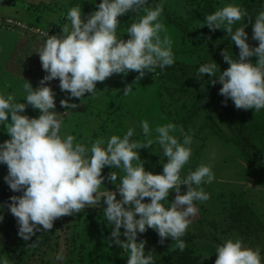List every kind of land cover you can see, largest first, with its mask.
<instances>
[{"label": "clouds", "instance_id": "9594fccd", "mask_svg": "<svg viewBox=\"0 0 264 264\" xmlns=\"http://www.w3.org/2000/svg\"><path fill=\"white\" fill-rule=\"evenodd\" d=\"M95 2L93 0V4ZM148 2L102 0L98 10L87 17L83 14V18L80 6L71 7L65 17L70 29L62 27L60 37L48 34L44 45L36 52L42 69L48 73L40 81L41 86L33 89L29 83L25 84L26 104L16 102L12 95L0 93V125L10 137L0 143V164L8 169L5 183L13 192H22L20 196L10 197L7 207L17 218L18 235L25 241L41 231L38 226L51 230L57 218L101 203L103 197L104 216L113 227L110 243L127 252V264H155L152 253H145V242H137L138 233L143 234L148 229L158 233L161 243L171 238L181 252L186 248L181 237L189 227V218L198 213L194 202L209 199L200 185L210 184L215 179L211 166L202 164L181 180L180 172L192 155L191 136L184 134L181 142L171 134L176 130L175 124L157 126L155 142L167 162L161 161L162 174H153L145 170L138 152L141 147L151 146L153 141L142 146L132 140L135 132L131 127L123 137L110 136L106 146L103 139L86 147L74 143L72 135L62 136L63 121L59 119L61 114L55 111V93L44 86L58 79L60 90L70 93L67 99L60 101L61 107L75 109L77 105L69 104L70 99H80L86 93L94 95L96 83L113 74L137 72L139 81L146 72L172 66L175 62L172 41L166 35L161 37L167 31L160 22L163 0L154 8L144 7ZM141 9L145 14L127 28L129 38H119L118 17ZM246 16L245 10L229 3L205 17L201 27L226 31L232 44L238 47L239 56L233 58L225 50L221 55L229 65L227 70L221 73L212 60L202 64L198 74L218 77L222 85L219 94L225 100L231 99L237 109L259 112L264 109V11L257 14L252 25V39L258 41V47H251L247 42V24L233 31L232 26ZM251 57L257 58L255 63L249 59ZM129 91L130 86L124 94ZM26 105L39 112L38 118L21 114ZM140 127L145 136L151 135L147 120L141 121ZM134 161L139 163L134 165ZM105 167L124 173L118 183L115 171L107 177L116 186L119 200L116 192L99 191L105 180L102 176ZM181 185L187 186L184 194H180ZM173 191L176 196L169 203L168 197ZM145 198H150V202L144 203ZM121 228L126 241L120 238ZM215 255V264H261L259 249L246 247L239 238L225 239L216 247ZM56 260H63V256L58 254ZM0 264H9V261L0 257Z\"/></svg>", "mask_w": 264, "mask_h": 264}, {"label": "rangeland", "instance_id": "374dc122", "mask_svg": "<svg viewBox=\"0 0 264 264\" xmlns=\"http://www.w3.org/2000/svg\"><path fill=\"white\" fill-rule=\"evenodd\" d=\"M14 0H0V13L12 11L15 3ZM20 0H15L17 3ZM29 0H21L24 5V13L33 16L36 19L37 25H57L63 35L62 27L67 26L70 29V22L65 17L67 11L74 6H80L85 17L92 12L98 10L99 3L102 0H73L71 3H64L65 0H56L45 2L44 4L31 5L27 3ZM31 1V0H30ZM246 0H212L215 11L226 6L229 3L238 5L244 10L243 4ZM67 2V0H66ZM190 0H163V12L160 17V22L165 25L166 33H162L172 41V50L175 61L185 62L188 64L200 63L202 56L209 53L211 58V49L199 48L200 35L196 33L188 35L183 33L179 28L172 25L168 17L185 18L189 17L191 8L188 5ZM62 5H60V4ZM161 3V0L158 4ZM158 4H152L149 0L144 7H156ZM14 10V9H13ZM22 11V10H21ZM18 11L23 14V12ZM41 13V15H40ZM17 14V13H16ZM145 13L143 9L137 13H128L120 18V24L117 29V36L124 40L129 37L127 28L131 23L136 22L139 17ZM13 16L12 14H10ZM17 17V16H16ZM18 17L21 18L18 14ZM24 17V16H23ZM247 24L242 18L232 27L238 28ZM1 29V28H0ZM14 31V30H10ZM245 31L248 34V43L251 47H258V41L252 39V25L248 26ZM18 32L19 31H14ZM21 33V32H20ZM222 33L226 31L216 29L215 31L208 28L206 32L207 39H218ZM23 34V33H21ZM29 38L38 39L34 36L23 34ZM11 49H4L0 54V65L8 67L13 64V59L9 56ZM25 57V56H24ZM256 57H251L250 60L255 63ZM15 60V59H14ZM21 61V60H20ZM19 61V62H20ZM21 62V65H24ZM137 73V72H135ZM169 73L168 71L158 68L153 70V73L146 72L145 76L134 85L135 89L129 93L131 100L122 106V110L118 116H107L106 118L97 119V124L94 121H89L87 118L86 109L81 110L82 113L76 112L74 109H65L61 105H57L61 117H70L71 115H79L75 123H71L69 131L71 135H76L77 139L86 137L81 143L86 147L96 140L103 139L106 142L112 135L123 137L126 131L131 127L134 129L132 140L137 141L142 146L147 144L149 140L153 144L147 148L141 147L138 149L139 158L143 162L145 170L153 174H162L163 168L161 161L163 153L158 143L155 142L157 126L173 123L176 125V130L171 133L178 140L183 141L184 135L179 125L181 119L187 114L186 107H196L202 100L199 98L203 94V98L208 96L203 88L196 89L192 85L191 80L182 82H172L164 78ZM139 74V73H138ZM128 76L124 74H113L109 78L112 82L128 83ZM112 85V84H111ZM132 87V85H130ZM106 88V87H105ZM70 93L62 91V97L67 99ZM63 99V100H64ZM80 99H70L69 104H76ZM207 101V100H206ZM209 104L212 105L211 100ZM124 109V110H123ZM111 113V114H113ZM212 114L223 129L224 133L232 137V133L227 129L226 125L218 117V110L214 109ZM114 117V118H112ZM86 119L84 122L83 119ZM205 113L200 112L199 116L190 125V135L192 143V155L186 165L180 172L181 180H183L190 171H194L200 165H210L215 179L212 183H202L201 188L208 194L209 199L200 202L195 201V206L198 208V213L195 217H190V224L186 233L181 239L186 243L185 250H190L198 258L197 264H215L216 255L215 249L222 244L225 239L239 238L242 243L253 250L259 249L261 264H264V177L259 174L250 173L247 170L245 160L241 155L240 150L234 143H226L217 136H211V132L204 126ZM147 120L150 125L151 135L145 136L140 127V123ZM164 163L167 162L165 157ZM139 163L134 161L133 164ZM115 171L119 178L124 173L119 169L105 167L102 170V176L105 177L104 183L99 191L116 192L117 200L121 199L117 188L108 179L110 172ZM8 169L4 164H0V212L4 206L9 186L5 183L4 177L7 176ZM195 187V186H194ZM187 191V186L181 185L180 194ZM18 196L22 193L16 192ZM20 194V195H19ZM95 195V194H94ZM176 196L173 191L168 197V202L171 203ZM144 203H149L150 198H145ZM245 204L246 207L257 215L258 219L263 223L261 226L256 220L249 219L251 215L247 208H240ZM165 206H169L165 203ZM244 207V206H243ZM104 198L101 197V203L88 205L79 213L69 216H62L53 222L51 230H43L36 232L31 239L25 241L18 236L14 244L9 245V250L3 254V258L9 261V264H127V252L114 243H110L113 239L111 232L113 227L108 224L104 216ZM244 210V211H243ZM248 214H247V213ZM1 216V215H0ZM248 218L249 220L242 225L240 217ZM138 218V217H137ZM2 224V221H1ZM0 224V225H1ZM252 227V228H251ZM253 229L249 235H245V231ZM121 240L126 238L123 236L124 229H120ZM137 239L145 242V253H152L155 264H170L171 256L181 255V251L176 248L175 241L171 238L164 239L161 243V238L153 229H148L145 233H138ZM62 255L63 260H56L57 255Z\"/></svg>", "mask_w": 264, "mask_h": 264}, {"label": "trees", "instance_id": "16d2710c", "mask_svg": "<svg viewBox=\"0 0 264 264\" xmlns=\"http://www.w3.org/2000/svg\"><path fill=\"white\" fill-rule=\"evenodd\" d=\"M150 1L152 4H158L160 0ZM187 6L191 8L187 19L181 17H168V20L172 25L188 35L196 33V30L201 28V31L198 32L200 35L199 48L205 47L208 52L210 48L211 58H209V53H206L205 56H202L200 63L188 64L185 62L175 61L172 66L164 69V71L169 72L164 76L167 80L177 83L187 79L191 80L193 89L194 85L196 89L200 90V88H203L205 90L204 92H206V95L208 96L207 99H204L202 94V96L199 97L202 101L199 102L196 107H186L187 114L182 117L183 119H181V123H179L182 135L190 132V125L199 116L200 112L204 111V126L212 133L211 136H217L226 143H234L240 150L241 155L245 160L247 170L250 171V173L259 174L264 177V109L259 112H255L254 109H237L231 99L225 100V97L219 94L222 85L218 82V77H211L208 74H205V76L198 74V68L202 64L212 62V60L216 62L221 73L227 70L229 65L224 61L221 53L226 50L229 55H233V58H238L239 49L237 46L232 44V41L227 33H222L218 39H207L205 34L208 27L206 25L201 27V25L207 15L215 12L212 0H190L186 7ZM243 6L244 10L247 12V16L244 17V20L248 23V26H250L254 24L257 14L260 11H264V0H246ZM249 19L252 21L250 22ZM233 31H235V28H233ZM57 34L59 33L57 32ZM138 75V73L129 72L127 82L132 85V87H130L131 91L135 89L134 85L140 81H137L136 79ZM217 75H219V71L217 72ZM212 81L216 82L212 83ZM209 100H211L212 105L209 104ZM123 105L126 106L127 104L124 103ZM214 109L218 110V117L232 133V137L227 136L221 126H219L218 122H216L212 114ZM113 115L118 116V114L114 113ZM15 194L16 192H13L9 188L5 202L10 198V196ZM241 206L242 207L240 208H247L245 204ZM248 210L249 209L247 208V211ZM248 213L251 215L249 219L253 218V220H256L261 226L263 225L252 209L249 210ZM240 219V222L243 221L242 225L249 220L247 217L244 218L243 216H241ZM251 228L245 231L244 234L249 235L251 232H254ZM18 236L19 235L17 234L13 237L11 246L15 243ZM137 242H140V240L137 239ZM8 250L9 246L3 248L0 251V257L5 256L6 254L3 253ZM197 262L198 258L190 250H185L181 253V255H177L176 257L171 256L170 259V264H197Z\"/></svg>", "mask_w": 264, "mask_h": 264}, {"label": "crops", "instance_id": "0c3cea01", "mask_svg": "<svg viewBox=\"0 0 264 264\" xmlns=\"http://www.w3.org/2000/svg\"><path fill=\"white\" fill-rule=\"evenodd\" d=\"M21 1V0H20ZM18 1V2H20ZM52 2L56 0H46V2ZM73 0H65L64 3H71ZM15 0L12 2L16 4L13 7L12 11L10 10V14L8 12L0 13V17L3 18H13L21 21L22 23L29 26H38L41 28H53L55 31L59 33V37L63 36L60 32V28L57 25H37L36 19L33 16L28 15L29 13H24V5L25 3H21V6ZM27 3L31 5L35 4H44L43 0H29ZM60 4V3H59ZM62 5V4H60ZM22 10V11H21ZM18 11L23 12L20 13ZM17 13V14H16ZM18 14L22 16L18 17ZM41 15V13H40ZM17 16V17H16ZM24 16V17H23ZM120 21L121 19L118 18ZM25 34V33H23ZM20 32H14L7 29H0V54L4 49H11V53L9 56L13 59V64L7 67H3L0 65V93L12 95L15 98L16 102L25 103V84L29 83L33 89L40 87V81L48 75L42 69V64L39 58L38 53H36L45 43L46 40L43 39H33L29 38ZM28 35V34H27ZM25 56V57H24ZM15 59V60H14ZM21 60V61H20ZM20 61V62H19ZM24 65H21V62H24ZM127 82V81H126ZM112 84V85H111ZM44 86L50 87L55 93V104L56 106L60 104V101L64 98L62 97V91L59 87V80L54 79L50 82H47ZM130 86V83H119L112 82V79L106 78L103 82L96 83V92L94 95L91 93H86L84 97L81 98L79 103H76L77 107L74 109L76 112L82 113L81 110L86 109L87 118L89 117V121H94V125L97 124L98 117L106 118L107 116H114L111 113L119 112L122 110V105L124 103H128L131 98H129V91L127 95L124 94V90ZM106 87V88H105ZM58 110V107L56 108ZM124 110V109H123ZM58 114L60 112L56 111ZM118 112V113H119ZM115 113V114H118ZM22 115H27L29 118H38L39 112L35 110L31 105H26V109ZM79 115H71L70 117H59L63 121L61 127V135H71L69 131L71 127V123L76 122V118ZM112 117V118H114ZM86 118V119H87ZM10 119V118H9ZM84 118V122L86 121ZM3 126L0 125V143H3L5 140L10 139L5 131L2 130ZM75 140L74 143H81L82 140H86L84 136L83 139L76 135H72ZM89 147V146H88ZM90 154V153H89ZM20 195V194H19ZM22 195V194H21ZM12 196H18L17 194ZM10 196V197H12ZM11 203L10 198L4 203L3 208L1 209L0 215L3 216L2 224L0 225V251L8 247L12 241L13 237L18 234L19 225L17 223V218H15L7 205Z\"/></svg>", "mask_w": 264, "mask_h": 264}, {"label": "built area", "instance_id": "2783aa9c", "mask_svg": "<svg viewBox=\"0 0 264 264\" xmlns=\"http://www.w3.org/2000/svg\"><path fill=\"white\" fill-rule=\"evenodd\" d=\"M0 28L19 31L21 33H25L43 40L47 39L48 34L49 36L54 35L59 37V34H57V32L53 28H41L38 26H29L13 18L0 17Z\"/></svg>", "mask_w": 264, "mask_h": 264}]
</instances>
